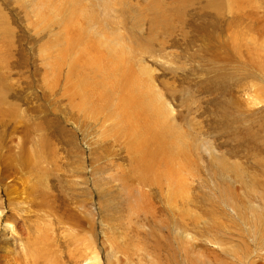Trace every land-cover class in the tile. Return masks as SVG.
I'll return each mask as SVG.
<instances>
[{"label": "rangeland", "instance_id": "obj_1", "mask_svg": "<svg viewBox=\"0 0 264 264\" xmlns=\"http://www.w3.org/2000/svg\"><path fill=\"white\" fill-rule=\"evenodd\" d=\"M69 1L79 18H97L84 33L112 47L123 71L134 60L139 92L157 98L163 125L182 139L171 141L176 160H139L148 165L139 177L152 185L133 174L117 81L92 94L76 88L77 74L67 79L72 63L80 77L91 71L83 64L97 68L99 61L95 50L79 46L72 54L68 47ZM124 1L0 0L2 61L11 71L0 109V244L12 238L24 256L23 241L63 239L68 245L54 249L91 259L82 264H264V49L248 45L257 64L228 62L222 49L215 54L224 58L214 61L200 34L205 23L219 29L241 18L234 29L252 28L264 40V0L234 17L223 10L218 27L203 4L180 14L172 0ZM220 1L245 7L244 0ZM142 144L134 141L137 159Z\"/></svg>", "mask_w": 264, "mask_h": 264}, {"label": "bare ground", "instance_id": "obj_2", "mask_svg": "<svg viewBox=\"0 0 264 264\" xmlns=\"http://www.w3.org/2000/svg\"><path fill=\"white\" fill-rule=\"evenodd\" d=\"M244 1L245 2H243V4L245 5V7H242V8L241 7H236L235 9L233 8V6L230 7L231 6L230 4H229L230 6L228 4L224 5V3H221L220 0H172L171 4L173 6L172 5L171 6H172V8L177 6V8L179 9V12H177V13L183 14L184 11L187 13L186 9L188 7H191V6L194 7V6H197L198 4H203L202 9L206 10V11H204V12H206V14H207L208 11L210 12L208 15H212L213 20L214 19L216 20L215 27H218V25H219V23H220V21L222 19V16L224 15L223 10L225 12L228 11L229 14H231V16L233 15V17H234V14L240 13L241 10L246 11L248 8L254 9V7H255L254 4L255 3H253V1H251V0H244ZM69 3H70L69 7L67 6V9H68V12H69L68 13L69 16L67 18H65L66 22L64 20L65 23H64V25L62 27V28L65 27L66 28L65 31H67L65 35L67 37V42H68L67 44L69 45L68 47H70V46L75 47V49L73 50L72 54L75 53V52H78L80 50V47H83V48L89 49V50H93V51L95 50L96 52L99 53V55H98L99 61L97 62V64H98L97 68H96V66L89 67V66H87V64H83V65H86V67L88 69L91 68V71H86V73H85V71L83 70V73L81 72L82 74H81L80 77L78 76V72H77L78 65L76 63L75 64L72 63L70 65V68H69L68 78L67 79L71 80L72 77H75V74H77L76 76L78 77V82H77L76 88L80 89V88L84 87L87 92L90 91L91 93L93 91L106 90L107 87H108L107 86V81L109 79H111V77H112V79L117 81L118 84H117L116 87H114L115 88V92L113 90V93L118 96V101H117L118 105L120 104V107H121V109L124 110V113H127L126 116L121 114L123 117H119V120H120V123H124V122L128 121V122L124 123L123 126H127L128 125V126L131 127V129L130 128L126 129V131H128L129 140H130V148L128 149L129 150L128 152H129V154H130V156L132 158L131 161L133 163V169H132L133 174H134V176H137L138 179L140 178L139 177L140 173L147 172V171H145V169L148 168L147 164H145V163L144 164L143 163L140 164L139 160L151 161V160L154 159V157H152V156L150 157L148 155H152L153 154L155 157L163 156V157H166L169 160H176L180 156V153L177 152V150L175 149V146L173 145V143H172L173 141L172 140H173V138H175L177 141L182 142V139L179 138V137H173L171 132L163 125L164 121H163L161 115H159V111L162 110L161 109L162 107L158 106V103H157V105H155V103H154V101L157 98H152V96H149L150 95L149 93H148L149 94L148 95V94H145L142 91L139 92V88H137L138 87L139 77L137 75L135 76V74H134L135 73L134 60L128 66V68H127L128 71L127 72L123 71L122 70V62L120 61L121 59L119 60L120 56L117 53H112V50H111L112 47L110 48V46H101L100 45V41L101 40L100 41L97 40L94 36H92L88 32L84 33V31H87L89 29V27H92V26L96 27L95 25H97L96 23L98 21L97 18L95 16H93V15L92 16H88V17L86 16L85 18H79L78 16L80 14L78 15L75 12V10H78V8H77L78 6L75 7L74 6L75 4H73L71 1H69ZM125 3L127 5H129L127 0H126ZM89 4H91V3H89ZM105 7L106 6H104V8ZM72 8H73V10H71ZM90 9H91V7H90ZM155 9H156V7H155ZM88 10H89V8H88ZM110 10L111 9L109 8V10H107V12H109ZM125 10L126 9H122L120 11H122V12L124 11L125 12ZM160 10L159 9L157 10V14H159ZM164 10H165L164 13H167L169 11L167 9H164ZM63 11H64V9H63ZM128 11H130V9ZM89 12H92V11H89ZM94 12L95 11L93 10V13ZM189 12H190V10H189ZM78 13H80V12H78ZM122 15H124V13ZM170 15H173V14H170ZM137 17H139V16H137ZM161 20H163L162 17H161ZM235 20H232V22L230 21L229 24L227 26H225V27L223 26L224 25L223 24L219 29H215L214 28V25H213L212 21L209 22V23H205L204 25L200 26V28H201L200 34H203V40L207 43L208 47L210 48V51H208V48L206 47L207 51L208 52H213V59H212V57H211V59L214 60V61H221L224 58V57H222V59H221V55L219 53H218L219 55L215 54V52L217 50L222 49L223 51H225L226 58H224V59L227 60L228 62L231 61V59L229 60V58H227V57H232V59L235 58V59H237V60H239L241 62H243L244 59L248 58L250 60L251 64H257V59L259 58L257 56V54H256L257 53L256 52L257 49H255L254 51L253 50H249L250 48H249L248 45H250L252 47L254 46L255 48L256 47H261L262 49H264V40L260 41V39H257V37H254L255 35L254 36L252 35V31L250 33V30H252V28L250 30L245 28L247 31H240L238 29H234V28H237L236 26H237V24H239L241 18H239L236 21ZM80 21L83 22L85 25L88 24V27L84 25L83 28H81V25H80L81 29H78L76 26L78 25L77 23L80 22ZM100 22H101L100 24H102L103 21H100ZM100 24L98 23V26ZM101 28H103V27H101ZM221 28H223V29L220 30ZM238 28H241V27L238 26ZM96 29H98V28H96ZM152 29H154V26L152 27ZM170 29H172V28H170ZM197 29L199 30L198 27H197ZM212 29L215 32H213ZM94 30H95V28H94ZM2 33H4V32L1 31V27H0V109L3 106V103L5 102L4 101V96H3L4 95L3 88H4V84H5V79H6L5 78L6 67H5V65H4V63L2 61V58H3L2 54L4 53L3 49H2V44H3ZM85 36H86V38H85ZM62 39L63 38L61 37L58 42H61ZM85 39H87V42H85ZM64 40H65V38H64ZM95 41L97 42V44L94 43ZM84 45L86 47H84ZM60 46H62V45L60 44ZM212 48H213L214 51L212 50ZM100 49H102V50H100ZM244 52H247L248 55H244ZM70 54H71V51H70ZM259 60H261V57H260ZM122 61H123V59H122ZM46 63H47V66H48L49 65L48 61ZM95 63H96V61H95ZM62 64H64V63H62ZM51 65H53V63ZM83 65H81V67ZM224 66L225 65H222V67H224ZM79 67H80V65H79ZM260 68H261V66H260ZM8 70L10 71V69H8ZM262 70H263V68H262ZM9 71H7V72H9ZM260 71H261V69H260ZM9 73H8V75H9ZM10 75H11V73H10ZM79 78H81V80ZM90 79L92 81L89 83ZM71 82L72 81H70V83ZM113 85H114V83H113ZM77 86H79L80 88L77 87ZM224 87H226V85H224L222 88H224ZM125 92H127L129 94L128 95H125V94L123 95V93H125ZM147 92H148V90H147ZM111 93H112V90H111ZM77 95H78V93H77ZM104 96H103L104 98L102 97V101L105 104H107V106H110V103H109L110 102L109 101L110 100V94H108L107 91H105V95ZM86 98H88V95H87ZM119 98H120V100H119ZM83 99H85V98H83ZM93 99H94V97H93ZM74 102H75V100H74ZM98 103H100V102H98ZM160 103H161V101H160ZM73 105H74V103L72 104V107H73ZM91 106H92V104H91ZM158 108H160V110ZM87 109H89V108H87ZM165 109L167 110V108H165ZM1 113H0V115H1ZM152 125H156L155 128L159 127L158 132L154 131L155 128L152 129V127H151ZM143 130H144V132H142ZM135 140H137L138 142L139 141L143 142L142 145L144 147H143V150L141 152V154H142V158L141 159H140V157H138L139 159L136 158V156H137V154L139 152V149H138V147H134V141ZM43 143H44L45 146H48V147L50 146L47 141H43ZM154 143L157 145L155 150H154ZM128 144H129V142H128ZM143 156H144V159H143ZM159 162H162V161H159ZM149 165L151 166V169H152L153 164H149ZM173 166H174V164H173ZM144 175H146V174H144ZM163 176H164V174H163ZM168 176H169V173H168ZM122 179H123V181H125V178L122 177ZM139 180H140L139 183L142 186H144L143 184H151L152 185V182L150 181V178L148 179L147 177H141ZM162 195H163V193H162ZM49 241H53V242H49ZM49 241H46V239H35V240L28 239L25 242L23 241V243H22L23 246L22 247H24L26 252L28 251V253H27V255L19 256L18 255L19 254L18 253L19 250L16 252L15 246H14L16 244V242L15 243L12 242V238H6L0 244V264H82L84 261L88 262L89 260H91V259L85 258L82 255L77 256V255H73V253H67L65 250H60L59 251L57 249L56 250L54 249L56 247L57 248L65 247L66 244H67L66 240L60 239V240H49ZM21 242L22 241L20 239L19 243H21ZM52 248L56 252L50 254V251H53ZM48 250H50V251H48ZM118 258L119 257H117L116 259H118ZM125 258H126V260L124 262H129V260H131V258L128 255L125 256ZM118 261H120V260L118 259ZM95 262L99 263V259H95ZM92 263L93 262H91V264Z\"/></svg>", "mask_w": 264, "mask_h": 264}]
</instances>
